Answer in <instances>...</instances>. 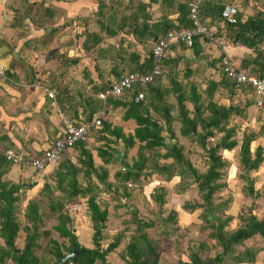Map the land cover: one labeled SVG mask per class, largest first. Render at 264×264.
<instances>
[{
  "label": "rangeland",
  "instance_id": "1",
  "mask_svg": "<svg viewBox=\"0 0 264 264\" xmlns=\"http://www.w3.org/2000/svg\"><path fill=\"white\" fill-rule=\"evenodd\" d=\"M76 1V5L86 3L85 6L83 5L84 9L76 12L78 16H70L69 13H67L70 10L64 11L63 9H65V7L61 0H33V2H29L28 0H14L6 3V5L2 4L0 0V136L5 135V133L9 135V129L15 131V135L18 139H23V136L28 134L25 131L26 122L29 120V112L35 107L30 109V106L35 105V102L32 100L30 101L29 97L34 93L38 94V100H40V98L43 100L45 98L50 100L49 102L52 104L51 116H53L52 111L58 108L61 113L60 117L65 114L69 118H74L76 120L87 119L88 111L86 109L94 107L95 111H98L103 103V106H105L103 109H105L106 113L101 120V126L99 128H93L92 134L87 141V147H85L91 151L90 153L92 156L94 154V158H91L93 168L90 169L89 174L85 172L87 165L83 160L86 159V155L82 154L83 171L80 170L76 174L79 182L78 186L80 188L91 187L92 190L85 195H79L77 198L79 202H74L76 199L71 200L70 193L68 194V192L71 191V187L68 185V178L64 177L66 181L64 183L65 190H61L58 187V179H55L52 175L47 178L46 182L50 181V184L53 183L55 186L53 189L54 193L51 188L50 192L49 188L48 191L42 189V191L36 195V199L33 200L38 202V210L42 215L41 221L38 222L39 235L37 237L34 253L38 257L44 256V259L46 258V260L52 264L55 258L51 253H48L47 249H51L53 245L51 241L47 244L49 241L48 239L54 238L59 242H64L65 245L70 244L69 239L61 237L60 233L56 230V225L59 223L58 215L60 214L68 215L73 218V232L74 227H76L75 234H77L79 242L82 245L88 246L89 248L95 247L94 235L97 229L95 227L96 223L93 220V213L89 208L88 200L90 196L94 195L100 207L106 209L108 212L107 220L101 227L102 240L100 239V248H107L111 242L118 240V237L121 238L120 246L106 256V263L129 264V261L126 260V256L124 258L123 255L126 254V250L128 249L127 246L130 241L136 238L141 239L142 237H146L145 241L153 247L158 235L162 234L165 239H169L168 243L171 246L174 244L170 237V229L165 228V223H167L165 218L174 215L172 211L174 209L173 207L176 202H179V204L184 203L186 200L185 195H187V200L191 207L197 206V203H194L197 200L204 202V217L207 216L206 210L207 207H209V204L203 197V192L199 188V182L194 179V175H192L188 168H180L177 165H173L171 172L175 174L176 177L171 181V184H165L163 182L162 186L161 183L158 184L157 182H161L160 176H156L152 181L148 179V175H152V171H155L153 170L152 160L149 159L143 173L146 176L145 182H147V185L155 186H153V188L149 187L151 194L149 198L145 197V202L140 197L143 186L145 185L144 180H140L139 183L130 182L131 185H137L134 189L129 188L127 183L120 181L117 178V172L122 168V172L126 173V167L123 166L124 164L132 170L131 166L133 162L137 160V141L132 149H126L124 144V148L119 146L120 150H123L125 153L124 158L122 156L120 161L112 159L109 163H104V159H100L96 151L92 152L93 149H96L92 142H123L122 140L115 139L112 134L105 132L104 124L107 123L110 126L117 122L119 123L116 125L120 124L121 119H123V114L127 111L125 106H118L112 102H105L103 100L100 102L99 93L101 91L99 87L108 83L109 80L114 81L116 79L117 75L114 73L115 70L122 74L126 71L134 70L139 65L138 58L150 57V52L155 43L154 39H148L149 41H146L145 44L140 42L136 36L132 35V29H130L132 25H130L129 21L131 20V16L137 13V8L140 5L144 12L140 11L141 13L139 15H143L144 13L150 14L152 17L150 23H152L153 21L161 20L164 14L168 15L171 9H169L167 2H165L167 0H163L164 2L162 1V5L161 3L159 5L155 3V5L153 2L156 0H145L146 2H144V0ZM100 1L106 3V7L101 11L99 10ZM114 1L116 2V8H112L115 10L110 11L109 6H112ZM171 1L174 2V5L170 7H175L176 3L182 0ZM218 2L223 4L225 1L219 0ZM241 2L245 3V0ZM141 5H143V7ZM244 5L245 4L240 7L243 8ZM111 15L113 16L112 18L110 17ZM108 18L111 20L110 22H108ZM124 18H126L127 24L130 25L129 27L126 25ZM169 19L177 23V20H175L173 16L171 18L169 17ZM142 21L143 20L140 19L138 23ZM104 25H108L110 29H115V34H108L106 29L103 28ZM225 39L229 40L227 37ZM207 45L209 46L206 47ZM172 47L173 50H168L171 54L170 56H184L187 57L188 60L183 59L179 66L175 64L172 65L171 72L174 74L176 73L175 71L178 70L180 80L186 83L187 78H183L182 76H184L188 61H192L191 66L193 67V73L189 81L196 84L198 91L202 95L204 106H206L209 101L206 92L209 81L211 79L219 80L222 77V68L219 66V63L214 66L211 61L218 59L220 56V48L213 43L203 44V49L201 50L202 58L199 59L193 55L194 52L192 47L184 44L182 40ZM260 47L264 50L263 44H261ZM256 55L255 50H253L252 59H255ZM113 69L115 70L113 71ZM162 84L167 86L170 84V80L168 78L163 79ZM190 86L191 83L188 84L187 88L189 89ZM225 89L226 88L223 87L215 93L214 100L217 103H229V95ZM50 91L54 92V97L48 95ZM187 92H189V90ZM149 94L150 92H148V94L146 92V97L143 101H146ZM236 95L237 96L234 97V103L239 104V107L244 109L243 115H233L229 118L227 121V128L234 129L231 139H235L238 144L231 151L219 150L222 158L225 157V160L228 161H225L226 166L222 168L223 174L218 179L220 187L213 194V200H211L212 207H215L221 213H224L223 207H225L228 202L232 204L231 208L234 210L232 213L234 212L235 214V222L224 220L225 226L222 232L225 238L232 236L239 228L246 226V219L249 218V215L252 213L253 205L256 201V198L252 199L247 197L250 193L246 179V170L240 161V142L245 135L254 134V140L253 142L251 141L250 145L252 156H254L253 153L259 145L264 147V141L260 142L259 138V135L264 136V108L257 104L249 103L248 101L253 99L249 93L239 90ZM112 98L114 99L115 97ZM168 98L171 103H175L174 108L178 115L180 106L179 104L177 105L175 95ZM115 99L129 101L131 97L122 96ZM33 100L37 99L33 98ZM60 101L68 111H62ZM186 103L191 110L190 114L194 116L195 105L191 102ZM251 105L254 106L248 108ZM77 109L76 115L74 112ZM98 112H100V110ZM98 112H95L94 115L98 114ZM55 113L59 114V112ZM203 114L205 117L211 115L206 107L203 109ZM61 120L62 119H60V122ZM52 126L51 123V134L49 139H53L57 135H55L56 131L53 130ZM180 127V122L175 121L171 124V130L174 133L172 139L169 133L162 132L166 145L170 146L174 142L182 145L184 155L190 158L192 165L200 172H206L209 168L207 164V148L219 142L224 133L214 130L212 135H207L208 138H206L204 142H200L198 135L191 134L183 136L180 133ZM117 129L121 130L122 128L117 126ZM99 131L100 133H98ZM197 132L198 134L204 133L198 121ZM124 136L128 137L129 135L124 134ZM203 137H206V135H203ZM202 144H204L206 148H203ZM98 149L110 153L107 149H101V147H98ZM157 151L164 153L166 150L159 148ZM112 154L117 155V151L113 150ZM261 154L264 159V150H262ZM107 157L108 155L106 154L105 158ZM158 163L170 165L174 162H172L170 158L168 160L158 159ZM104 170L108 173L106 181L103 180L105 179L102 173ZM182 170L184 171L182 172ZM132 171L135 172L134 170ZM177 174H180V177ZM166 176L167 174H165V177ZM252 176L256 180L253 183L255 188H258L261 193H264V163L260 170L252 173ZM56 177L58 178V176ZM24 179H26L25 183H31L30 178ZM112 184L113 188L111 187ZM178 184L190 187V189L183 195L185 191L184 189L178 188ZM22 187L24 193L20 194L21 203L18 212V221L21 229L17 239V246L19 248H23L24 245H26L27 238L34 232L33 228L31 231L26 230V227H32V221L27 216V208L24 207L27 200L25 196L27 187ZM162 188L164 190H162ZM68 189L70 190L67 191ZM126 190L134 192L135 190H139L137 194V207L129 204L131 199L123 200L124 191ZM261 193L257 195L258 197L260 196L257 203L261 205L262 212L258 211V213H264V194L261 195ZM156 197H159L160 200H157ZM166 198L167 205L165 206ZM164 199L165 203L160 204L161 200L163 201ZM124 201L127 202L126 205H129L127 208L129 213L127 214L123 213V211H125L123 208L126 206ZM52 203H55L56 206L53 207ZM77 203L80 204L79 209L71 210L70 207ZM134 204L136 205V203ZM219 205H221L220 208H218ZM134 210H138L136 217H133ZM163 216H165L164 219L161 218ZM258 217L262 218V215L260 214ZM205 220L213 226L210 236L211 245L213 247L211 248V245H207V248L205 247L203 251L200 247L197 248L196 246L198 245L195 244L194 249L201 250L200 258L202 260L210 261L215 255L223 252L224 249L221 245L220 238L215 235V232H218V222L211 220L208 216ZM81 221L84 222L82 223ZM82 224H84L83 227L81 226ZM130 225H132V227ZM198 230L195 232L196 235L199 234ZM194 239L199 241L203 240L198 236H195ZM1 240L4 244V240L2 238ZM185 243L188 244L187 241ZM44 247H46L45 250ZM149 248L151 249V247ZM233 249L234 252L224 253L223 261H213V263L210 264H234L237 263L236 260L240 256L245 257V259H255L258 254L264 252V238L260 235H255L249 239L243 240L241 244L234 243ZM62 251L64 254L67 253L64 249H62ZM248 251L249 253H247ZM245 253H247V255H245ZM147 257H151V255ZM166 260L165 263L170 264L167 263L168 259ZM262 261L264 264V260L261 258L259 262ZM6 264H13V262L7 260ZM68 264L74 263L69 262ZM94 264H100V262L96 261Z\"/></svg>",
  "mask_w": 264,
  "mask_h": 264
},
{
  "label": "trees",
  "instance_id": "2",
  "mask_svg": "<svg viewBox=\"0 0 264 264\" xmlns=\"http://www.w3.org/2000/svg\"><path fill=\"white\" fill-rule=\"evenodd\" d=\"M191 1L192 0H182L181 2H178L176 4V8L170 7L174 5V2H172L171 0L165 1L167 2V6H169V9H171V12L169 11L168 15L164 14L161 20L153 21L152 23H150V20L152 19L150 14L144 13L143 15H139L141 13L140 11H143V8H141L139 5L137 8V13L131 16V20L128 19L130 21V25H132V27L130 28L132 29V35L136 36L140 42L146 44V41H149L148 39H154L155 42H157L161 37L166 35L171 30L190 27L192 23L189 18V3ZM115 4L116 2L114 1V4L112 6H109L110 11L115 10L112 9L116 8ZM224 5L225 4L218 2V0H206L205 3L201 4L200 16L203 12L204 7L207 6V8L210 9V12L214 15L211 19L212 22H215L217 24L219 22H222L223 27H220V25L218 26L216 24L218 35L222 36L219 32L226 30L225 37L229 39V42L231 41L234 44L242 43L255 50L257 54L256 58L246 59L243 66L238 67L239 69L244 70L249 74L264 75V50L260 47L261 44L264 45V17L257 15L255 17H249L244 22H242L238 17V22L236 24H227L222 21L220 14ZM141 6L143 7V5ZM104 7H106V3L104 1H100L99 10L101 11ZM174 10H177L179 13L176 19L177 23L174 20L169 19L168 17L170 14L173 13ZM110 17L112 18L113 16L111 15ZM140 19H142L143 21L141 23H138V20ZM124 20L126 22V25H128L126 18H124ZM201 20L204 23L202 16ZM110 21L111 20L108 18V22ZM204 24L206 25V23ZM130 25H128V27ZM103 28L106 29V32L108 34H115L116 30L108 28V25H104ZM202 42L205 45L208 43L211 44L208 39H203V37L200 36L195 37L194 45L192 46L194 52L193 55L199 59L202 58ZM172 46L173 44L171 45V47ZM171 47L169 50H173V47ZM150 53L152 54V51ZM170 55V52H167L164 59L162 60V72L154 81V83L142 89L141 87H136L128 91L124 95V97L130 96L131 100H116L115 98L119 97H115L113 99L112 97L114 96H110L109 99L106 100L118 106H125L127 108V111L125 114H123V119H125V121L132 119L136 124L134 133L129 135L128 137H125L120 129L118 130L116 127L112 128L107 123L104 124L105 132L112 134L115 139H121L124 142V146L126 147V149H132L135 146L136 141L138 143L137 160L134 161L131 166V169L135 172L130 170V168L124 164L123 166L126 167V173H123L121 168L116 175L117 178L120 181H123L124 183H139L142 178L146 177L143 173V170L146 168V164L148 163L149 159L152 160L151 162L153 165V170H155L154 172L152 171V175L156 172L162 175V177L167 182H169L174 175L171 172V168L173 167V165H177L180 168H188L189 171H191L192 175H194V179L199 182V188L203 192V197L205 201L209 204L208 208H210L212 207V196L220 187L218 179L223 174L222 168L226 166L225 160L222 158L220 151L223 149L231 150L238 144L235 139H231V136L234 133V129L229 127L227 128V121L229 120V118H231L233 115L241 116L243 115L244 111V109L239 107V104L234 103V97L237 96L236 93L239 90L249 94L253 90L249 86H244L241 89L237 88L234 81L222 71V77L219 80L211 79L209 81L208 87L206 89L209 101L207 102L206 106H204L205 104L202 101V95L198 91L196 84L189 81L193 73V67L191 66L192 61H188L184 76H182L183 78H187L185 83L180 80L179 71L176 70V73L173 74L171 72V67L174 64L179 66L182 63L181 61L183 59L188 60V58L184 56L173 57ZM211 61L214 66H216L218 63L220 66L221 57ZM138 63L139 65L134 70L128 72L126 71L123 74L120 72H116V70L113 69V71L115 70V75H117L116 79L114 81L109 80L108 83L103 86H100L99 90L102 92L106 89H109L113 86L114 82L119 81L120 79H122L123 76L127 75L130 72L147 73L152 70L151 57L145 58L143 62L141 61V58H138ZM166 78L170 80V84L167 86L162 84L163 79ZM189 83H191V86L188 89L187 86ZM223 87L226 88L225 90L229 95L228 104H220L214 100L215 93H217ZM187 89L189 90V92H187ZM141 91L145 93V97L146 92L147 94L148 92H150V94L149 96H147L146 101H141L137 103L136 97ZM174 95L177 100V105L179 104L180 106L178 110V115L177 111L175 112V103H171L168 98ZM99 100L100 102H102L103 99L100 98ZM186 102H191L195 105L194 116L190 114L191 110L189 109V106H187ZM248 102L251 104H256L254 98ZM60 105L62 106V111H65V106L61 101ZM104 107L105 106H103L102 103V107L99 108V110H105L103 109ZM205 107L210 111L211 115L209 117H205L203 114V109ZM86 110L88 111L87 120L94 117L95 112L99 111H95L94 107L87 108ZM77 111L78 109L74 112L76 115ZM196 120L200 123L201 129L202 131H204L203 134H198ZM175 121L180 122V133L183 136H188L191 134L198 135V139L200 140V142H204V140L208 138L207 135H212V132L214 130L224 133L219 142H216L209 148H207V164L209 168L206 172H200L197 168L192 165L190 158L184 155L182 145L178 144L177 142H174L170 146L166 145L165 138L162 136V132L169 133L172 139L174 133L171 130V124ZM98 133H100V131ZM203 135H206V137H203ZM253 140L254 134L245 135L239 145L240 161L244 165L246 172L260 168L263 162L261 148L258 147L253 153L254 156H252L250 145L251 141ZM1 141L2 137H0V143ZM85 143L86 142L83 141L79 142L78 144L74 145L73 148H77L79 146L80 154L87 156L86 159L83 161L87 165L85 172L89 174L90 169L93 168V162L90 157L89 150L84 147ZM202 146L203 148H206L204 144H202ZM159 148H163L166 151L164 153H160L159 151H157V149ZM98 153L101 158L104 159V163H109L110 160L114 159V156L111 154H108L109 156L105 158V152H101V150H99ZM170 158L175 164L172 163L168 165L165 163H158V159L168 160ZM80 161L83 162L82 160ZM3 162H5V164L7 163L9 165L16 166L12 163V161L0 155V166L3 164ZM71 167H73L74 169L70 170V172L55 173L53 177H55V179H58L57 184L59 185L58 187L61 190H65L64 183L66 181L64 177L68 178V185H70L71 191H69L70 189H68L67 191H69L68 194L70 193V197L72 198L71 200H75L79 197V195H85L87 192H91L92 188H80L78 186L79 182L76 176V174L80 171V168L76 165H71ZM183 171L184 170H182V172ZM102 173L103 178H105L103 180L106 181L108 173L105 170ZM165 174H167L166 177ZM56 176H58V178ZM1 177L2 175L0 174V237L4 240V244L1 245L0 243V264H6L7 260L12 261L13 264H51V262L47 261L46 258L44 259V256L38 257L34 253V248L37 244V237L39 235L38 222L42 219V215L39 213L38 210V202L33 201L36 198L31 201L29 200V203L27 205V216L32 221V227H26V230L31 231L33 228L34 232L31 233V235L27 238V243L26 245H24L23 248H19L17 246V239L21 231L18 221L19 206L21 203V196L19 192L23 187L22 185L3 182L1 180ZM111 187L113 188V184ZM48 188L49 192L50 188L53 192L55 186L53 185V183L50 184V181H48L43 186V189L45 191H48ZM248 188L250 190V194L253 195L254 184L248 185ZM162 190L164 189L162 188ZM156 198L157 200H160L159 197ZM88 200L89 208L93 213V220L96 223L95 227L97 229V232L94 235V241L96 246L93 248H89L88 246L82 245L79 242L77 234L73 232V218L68 215L60 214L58 215L59 223L56 225V230L60 233L61 237L68 238L70 244L65 245L64 242H59L57 239L54 238L48 239L49 241L47 244H49V242L51 241L53 245L51 249H47L48 253H51L52 256L55 258L52 264H68L69 262H72L74 264H94L96 261H99L100 264H108L106 263V256L115 248H118L120 246L121 238L118 237V240L111 242L107 246V248H100V239L102 240L101 227L103 223H105V221L107 220L108 212L106 209H102L100 207V204L99 202H97L94 195L90 196ZM162 203H164V200H161L160 204ZM52 206L55 207L56 204L52 203ZM246 220L247 222L245 227L239 228L236 232L233 233L232 236L226 237L223 241H221V245L224 250L223 252L215 255L214 258L211 259L212 261L202 260L196 252L191 255L190 263L181 262L180 264H210L213 263V261L220 262L223 261L224 253L232 251L234 252V243L241 244L243 240L249 239L255 235H260L264 238V220H259L257 216L252 213ZM215 235L216 237H218L216 232ZM145 240L146 237H142L141 239L136 238L135 240H132L130 244H128V249L126 250V254L123 255V257L125 258L126 256V260L129 261V264H157L158 261L156 260L158 259V256L155 255L154 247L150 246L149 243ZM74 245L77 246V249L79 251L78 255L75 257V259L68 258L65 262L61 263V259L65 255L62 249L67 252L71 250ZM149 247H151V249ZM45 248L46 247H44V250ZM247 253H249V251ZM247 253H245V255H247ZM147 254L151 255L150 259L146 258ZM252 260L253 258L245 259V257L240 256L237 258L236 261L251 262Z\"/></svg>",
  "mask_w": 264,
  "mask_h": 264
},
{
  "label": "crops",
  "instance_id": "3",
  "mask_svg": "<svg viewBox=\"0 0 264 264\" xmlns=\"http://www.w3.org/2000/svg\"><path fill=\"white\" fill-rule=\"evenodd\" d=\"M28 1L33 2V0H28ZM61 1L65 7V9H63V10L64 11L70 10L69 12H67V13H69L70 16H78L76 12L78 10L81 11V9H84V6L86 5V3H84V4L80 3L81 5L80 4L76 5L75 4L77 2L76 0H61ZM80 1L81 0H79V2ZM162 1L163 0H156L154 2V4L158 3V5H159L161 3V5H162ZM205 1L206 0H203L202 3H205ZM223 1H225L223 4L234 3L238 6V8H239L238 17L240 18V20L242 22L246 21L249 17H255L257 15L264 17V0H245V3H242L241 2L242 0H223ZM144 2H146V1L144 0ZM243 4H245V5L243 8H241L240 6H242ZM206 8H207V6L204 7L203 12L201 14V16L204 20V23H206V25L209 24L207 26L217 27L216 26L217 23L212 22V20H211L214 15L210 12L209 8H207V9ZM178 15H179L178 11L174 10L173 13L169 15V17L171 18L173 16V18H175V20H176ZM217 25L218 26L220 25V27H223L222 22L221 23L219 22ZM219 33H221V35L223 36L224 39L226 38L225 37L226 30L219 32ZM226 41L229 44L228 54H229V56H230V58H231V60L235 66L241 67V66H243L246 59H252V55H253V49L252 48H250V47H248L242 43L234 44L231 41L229 42V40H226ZM173 43H174L173 45H176L177 43H179V41H174ZM208 46L209 45H207L206 47H208ZM220 55H221V49H220ZM144 60H145V58L142 57L141 61L143 62ZM27 96H26V98H27ZM38 97L39 96L36 93H34L33 95L31 94L29 97L30 101L32 100L33 102H35V105L30 106V109L33 108L34 106L35 107L31 110V112H29V120L26 122L27 124L25 127V131L28 134L24 135L23 139H18L15 135V131H13V129H9V135H8V133H5V135L0 136V137H2V141L0 143V155L1 156L5 157L4 152H11L14 155L20 157L21 159H32L35 156L40 155L41 151L44 148H46L48 146V144L50 143V141L52 140V139H49L50 134H51V132H50L51 123L53 125L52 126L53 130L56 131L55 135L58 134L60 128L62 127V122H60V119H62V116L60 117V115H61L60 110L57 108L56 110L52 111L53 116H51L52 104L49 102L50 100H48L47 98H45L44 100L40 98V100H38ZM33 98H36L37 100H33ZM224 104H226V103H224ZM253 106L254 105H251L248 108L253 107ZM55 112H57V113L59 112V114H56ZM117 123H119V122H117ZM117 123L113 124L111 127L117 128V126H118V127L122 128L121 131L125 135H131L134 133V129L136 128V124H135L134 120L129 119V120L125 121V119H121L120 124L116 125ZM259 138H260V142L264 141V136L259 135ZM119 140L121 141V139H119ZM92 143H94V146L96 148V149H93L92 152L96 151V154L100 157V159H101V156L98 153V150H99L98 147H101V149L103 148V149H107L108 151H110V153H108L105 150H101V152L102 151L105 152L104 155H106V154L107 155L108 154L113 155L114 156L113 158L115 160H117L116 158L119 156L120 152H121L120 158L122 156L124 158L125 153L123 150H120V148H119V146L123 147L124 142H92ZM87 144H88V142L85 143L84 147H87ZM207 147H208V145H207ZM259 148H263L262 150H264V147H262L260 145H259ZM79 149L80 148L78 146L77 148H72V149L66 150L65 152H63V154L55 162L47 165L45 167V169L41 170V171L33 170V169L24 170V169H21L17 166H12V165H9L7 163L5 164V162H3V164L0 166V174L2 175L1 180L3 182H8V183H12V184H16V185H22V186L27 187L26 194H25L27 200H26V203L24 205V207L27 208L29 200L31 201V200L35 199L36 195H38L42 191L43 186L45 185L47 178L50 175L54 176L55 173H59V172L60 173L70 172V170L74 169L73 167H71V165H76L77 167L80 168V170H82L83 164L80 160H82L81 158H83V156H81ZM113 150L117 151V155L112 154ZM223 150L231 151L232 149L231 150L223 149ZM89 152H91V151L89 150ZM90 157L94 158V154L92 156L90 153ZM223 159L225 160L226 158L224 157ZM119 161H120V159H119ZM225 161H228V160H225ZM263 163H264V159H263V162H262V165L260 168L263 167ZM61 165H65V166H61ZM260 168L253 169L251 171L246 172V174H247L246 179H247L248 185H252L256 181L255 178H253L252 173L260 170ZM177 175H179V174H177ZM156 176L161 177L160 178L161 182L157 181L158 184L159 183L162 184L163 182L165 184H168V183L171 184V181L176 177V175L174 174L172 179L169 182H167L162 177V175L156 173V174H153L152 176H148L149 181H152ZM179 177H180V175H179ZM24 178H30L31 183H29V184L25 183L26 179H24ZM142 180H144V182H145V177L142 178ZM180 180L182 182L181 178H180ZM249 182H252V184H249ZM136 186L137 185L135 184L134 188H136ZM153 186H155V185H147V182H145V185L143 186L142 193L140 195V197L142 198V200L144 202L146 201L145 197H148V198L150 197V194H151L150 188H153ZM162 186H163V184H162ZM177 187L180 189H184L185 192L183 191L184 192L183 195L186 194L188 192V190L190 189V187H187V186L185 187L184 185H181V184H178ZM243 189H244V187H243ZM244 192L246 193L245 190H244ZM19 193L20 194L24 193L23 188L20 190ZM138 193H139V190H135V192L131 191V190H126V191H124L123 200L131 199V202L129 204L131 206L137 207V203H138L137 194ZM260 193L261 192L259 191V189L255 188V186H254V194L253 195L249 194V196H247V197L252 198V199L256 198L255 204L253 205L252 214L256 215L259 220H264V213H258V211L262 212L261 211V209H262L261 205L259 203H257V200L260 197V196L258 197L257 195H259ZM262 194H264V193H261V195ZM185 197H186V200L184 201V203L179 204V202H176V204H175L176 207L174 206L173 207L174 209L172 210L174 212V215L173 216L171 215V216H168L167 218H165L166 222H167V223H165V228L170 229V232H171L170 237H171L174 244L171 246L168 243L169 239H165V237L161 233H160L161 235H158V238L155 241V244L153 247H155V250H154L155 255L158 256V257L156 256L158 258L156 260V261H158L157 264H166L165 263L167 261L166 259H168L167 263H170V264H179L180 262H190L191 255L193 253L197 252L198 255L201 257V254H200L201 250L204 251V248L205 247L207 248V245H211V243H212L210 236H211L213 226H212V224L208 223L207 220H205L207 216L204 217V214H203V212L205 210V206L203 204L204 202L197 200L194 202V203H197V206L191 207L190 203H188L187 195H185ZM132 200H134V201H132ZM24 202H25V200H24ZM74 202H79V201H78V199H76ZM124 203H125V205L127 204V202H125V201H124ZM131 203H133V204H131ZM134 203H136V205ZM164 203H165V199H164ZM77 204L80 205L79 203H77ZM166 205H167V198H166L165 206ZM231 205L232 204H230L228 202L227 205L225 207H223L224 213L219 212L215 207L213 208V210H214L215 214L222 217V220H228V221H232V222L234 221L235 222V218H234L235 214H234V212L232 213V211H234V210H232ZM128 207H129V205H126L123 208V210L125 209V211H123V213H125V214L129 213L127 211ZM220 207H221V205L218 206V208H220ZM207 209H209V208L207 207ZM207 211L208 210H206V214H207ZM133 212H134L133 217H136L137 216L136 213L138 212V210H134ZM260 214L262 215V218L258 217V216H260ZM164 217L165 216H163L161 218L164 219ZM123 218H126V217H123ZM81 222L83 223L84 221H81ZM81 226L83 227L84 224H82ZM130 226L132 227V225H130ZM197 230L199 232L198 235L195 234V232ZM79 231H80V229H79ZM166 232H167V230H166ZM223 235H224V233H223ZM195 236H198V237L202 238L203 240H201V241L195 240L194 239ZM205 237L209 238V239H206ZM224 238H225V235H224ZM186 241L188 242V244L185 243ZM0 243H1V245L3 244L1 238H0ZM130 243H131V241H130ZM201 243L204 245H202ZM195 244H197L198 246H196V247L197 248L200 247L201 250L194 249ZM167 247H171V248H167ZM212 247L213 246L211 245V248ZM163 251H164V253H163ZM148 255H150V254H147L146 256H148ZM263 257H264V252H261V254H258L257 258L253 259V261H251V262H237L234 264H259V263L263 264V261L259 262L261 258H262V260H264ZM146 258L150 259V257H146Z\"/></svg>",
  "mask_w": 264,
  "mask_h": 264
},
{
  "label": "built area",
  "instance_id": "4",
  "mask_svg": "<svg viewBox=\"0 0 264 264\" xmlns=\"http://www.w3.org/2000/svg\"><path fill=\"white\" fill-rule=\"evenodd\" d=\"M14 0H1L2 4ZM203 0H192L189 3V18L191 26L187 28L174 29L161 37L154 43L152 54V70L147 73L130 72L123 76L122 79L113 83V86L99 93V97L106 101L110 96L122 97L128 91L141 87L144 88L157 79L161 74V63L174 41L182 40L189 47L194 45L195 37L208 39L210 43L217 45L221 49L220 66L222 71L230 77L237 88L249 86L253 91L250 95L255 99L258 106L264 107V75L249 74L239 69L232 62L229 54L228 42L223 36L218 35L217 27L206 26L200 16V8ZM221 19L227 24H236L238 22L239 8L234 3H227L221 10ZM54 97V92L48 93ZM145 98L144 92H140L136 97V102H141ZM105 110L98 112L91 120H76L62 115V127L58 134L50 141L48 146L41 151V154L32 159H21L11 152H4L6 159L12 161L14 165L24 170H43L47 165L55 162L64 151L72 149L78 142L85 141L90 135L93 128L101 126V120L105 116ZM134 185L130 184V187Z\"/></svg>",
  "mask_w": 264,
  "mask_h": 264
},
{
  "label": "water",
  "instance_id": "5",
  "mask_svg": "<svg viewBox=\"0 0 264 264\" xmlns=\"http://www.w3.org/2000/svg\"><path fill=\"white\" fill-rule=\"evenodd\" d=\"M120 155L121 152L119 153V156L116 158L117 160L120 159ZM249 184H252V182H249ZM207 216L208 218H210L211 220H214L216 222H218V227H217V234L218 237L220 238V241H222L224 239V235H223V228L225 226V222L224 220H222V217L215 214L213 208H210L207 212ZM76 231V228H74V232ZM79 251L77 249V246H73L72 250H69L68 253L61 259V263L65 262L68 258H73L75 259V257L78 255Z\"/></svg>",
  "mask_w": 264,
  "mask_h": 264
},
{
  "label": "clouds",
  "instance_id": "6",
  "mask_svg": "<svg viewBox=\"0 0 264 264\" xmlns=\"http://www.w3.org/2000/svg\"><path fill=\"white\" fill-rule=\"evenodd\" d=\"M137 103H139V102H137ZM98 128H99V127H98ZM92 130H93V129H92ZM91 134H92V131H91L90 135H91ZM90 135H89V136H90ZM89 136H88V138H89ZM88 138H87L85 141H83V142H87V141L89 140ZM78 143H79V142H78ZM78 143H77V144H78ZM64 152H65V151H64ZM62 154H63V153H62ZM44 169H45V168H44ZM44 169H43V170H44ZM38 171H41V170H38ZM128 187H129V188H134L135 185H134L133 187H130V183H129V184H128ZM70 208H71V210H78V209H79V205H78V204H75V205H72ZM215 222H216V221H215ZM74 228H75V227H74ZM74 233H75V232H74ZM222 241H223V240H222ZM71 250H72V249H71ZM67 253H68V251H67ZM67 253H66V254H67ZM66 254H65V255H66ZM65 255H64V256H65ZM64 256H63V257H64Z\"/></svg>",
  "mask_w": 264,
  "mask_h": 264
}]
</instances>
